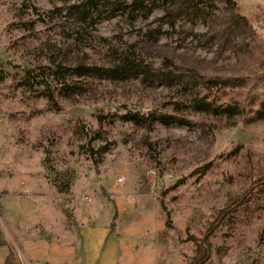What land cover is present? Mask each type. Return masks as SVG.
Returning <instances> with one entry per match:
<instances>
[{
    "label": "rangeland",
    "instance_id": "obj_1",
    "mask_svg": "<svg viewBox=\"0 0 264 264\" xmlns=\"http://www.w3.org/2000/svg\"><path fill=\"white\" fill-rule=\"evenodd\" d=\"M119 1L0 0V246L49 264L31 240L93 221L133 264H264V0H234L252 32L223 49L209 21L152 36L162 6Z\"/></svg>",
    "mask_w": 264,
    "mask_h": 264
},
{
    "label": "trees",
    "instance_id": "obj_2",
    "mask_svg": "<svg viewBox=\"0 0 264 264\" xmlns=\"http://www.w3.org/2000/svg\"><path fill=\"white\" fill-rule=\"evenodd\" d=\"M91 1V0H90ZM228 6V15L224 17L216 16L215 14H212L205 6L200 5L197 0H150V4H154L155 2L158 3V5L162 6L163 8V15L160 16L157 20L158 23L155 27L150 28L149 33L152 36H157L162 34L163 27L167 26L169 28H173L177 21L184 19L188 22H196L197 19L203 20V21H209V26L211 29V32H204L202 33V36H206V38H210L211 40H214L217 42V45L219 48L223 49L227 45H237L239 42H243L241 38L242 33L244 30H247L248 32H252L250 30V26L248 23V20L245 16L241 15L239 12V8L237 7L234 0H219ZM116 3H121L119 0ZM134 5L138 6L139 8H144V3L142 0H133ZM87 10H90L88 8ZM240 40H238V39ZM59 68L56 69L55 72H57ZM77 72L76 74H88V75H95V76H101L100 71L101 69L98 67L93 66H85V65H77L75 68ZM195 74L190 73H183L176 76H155V79L160 80L161 82H165L166 80H177V81H186L191 82L192 77ZM149 76V75H146ZM125 117L130 118L131 120H134L137 118V114H131L128 115L125 114ZM144 119H147L149 121H159L164 124L168 123H174L176 122V116L170 115V114H156L154 112H150ZM204 254L200 256L198 259V264H202V260L204 259ZM5 264H13L10 255L5 259Z\"/></svg>",
    "mask_w": 264,
    "mask_h": 264
},
{
    "label": "crops",
    "instance_id": "obj_3",
    "mask_svg": "<svg viewBox=\"0 0 264 264\" xmlns=\"http://www.w3.org/2000/svg\"><path fill=\"white\" fill-rule=\"evenodd\" d=\"M59 229V239L31 240L27 252H31L35 260L49 264H133L134 258L125 239L109 225L91 221L81 223L75 231L65 229L63 224ZM7 256L4 246H0V264H5Z\"/></svg>",
    "mask_w": 264,
    "mask_h": 264
},
{
    "label": "built area",
    "instance_id": "obj_4",
    "mask_svg": "<svg viewBox=\"0 0 264 264\" xmlns=\"http://www.w3.org/2000/svg\"><path fill=\"white\" fill-rule=\"evenodd\" d=\"M123 180H124V177H119V178H118V181H119V182H123Z\"/></svg>",
    "mask_w": 264,
    "mask_h": 264
}]
</instances>
